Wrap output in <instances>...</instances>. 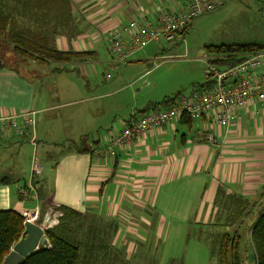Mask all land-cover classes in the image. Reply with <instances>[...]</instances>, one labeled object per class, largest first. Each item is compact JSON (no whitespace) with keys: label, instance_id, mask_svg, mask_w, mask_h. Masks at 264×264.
<instances>
[{"label":"crops","instance_id":"1","mask_svg":"<svg viewBox=\"0 0 264 264\" xmlns=\"http://www.w3.org/2000/svg\"><path fill=\"white\" fill-rule=\"evenodd\" d=\"M187 1L75 0L70 8L73 23L68 26H36L30 19L12 16L9 28L13 26L19 32L30 34L45 47L91 55L63 70L35 59L22 62L21 58L19 62L23 65L17 72L0 69V116L36 112L40 114L37 124L40 126L44 119L42 114L54 112L52 126L62 122L67 142L76 145L72 149L59 150L37 139V133L35 146L32 137L1 139L0 149L10 152L0 156V211L19 214L23 209L38 207L45 214L66 207L84 215L100 216L105 220L103 222L118 223L117 219L125 218L129 224H132V217L138 216L142 218L139 228L124 223L127 227L123 232L126 236L131 232H142L144 236L139 238L144 240L162 238L157 264H200L197 247L188 246L181 251L177 243L182 238L186 239L187 245L196 240L189 239L188 235L178 237L174 242L170 234L182 232L184 224L209 223L215 214L214 201L220 188L246 199L257 198L264 191V102H255L238 110V119L230 126L216 123L212 116L190 123L182 118L145 133L134 144L118 150L115 158H99L93 151L107 143L109 132L118 133L123 122L149 112L140 116L132 114L127 121L121 119L117 123V113L111 114L110 118L104 102L110 94L69 99L70 89L64 88L59 93L65 100L54 104L49 87L56 72L82 76L80 70L92 63L107 64L109 68L111 33L127 26L131 20L139 24L155 23L161 12L182 10ZM13 4L18 8L23 5L26 10L30 7L26 0ZM17 20L33 26H16ZM21 67L25 73L21 72ZM95 70L92 68L94 73ZM117 93L120 90L114 91L113 96ZM62 108L67 110L61 112ZM96 132L97 137L83 145L82 138ZM209 134L214 135V140L209 139ZM39 149L48 162L45 168L40 164V176H33L28 160ZM81 150L87 152L81 153ZM55 153L62 154L53 163ZM30 173L37 199L25 200L19 195V189L27 184ZM117 227L114 247L125 254L135 253L137 248L131 242L125 241L129 246L125 250L118 245L120 229ZM142 245L138 250L147 254Z\"/></svg>","mask_w":264,"mask_h":264},{"label":"rangeland","instance_id":"2","mask_svg":"<svg viewBox=\"0 0 264 264\" xmlns=\"http://www.w3.org/2000/svg\"><path fill=\"white\" fill-rule=\"evenodd\" d=\"M69 2L70 4H75V0H69ZM62 15L64 16L65 14ZM15 25L33 26L24 20L15 21ZM245 44L264 46V0L252 2L246 0H230L218 10L196 18L193 26H191L188 33L185 34L184 39H179L177 42H167L162 40L161 44L152 43L143 50L137 52L130 61L120 63L113 69L107 68V64L105 66L104 64L92 63L91 65H85L80 70V74L83 77L71 72H56L54 74L56 78L51 79V85H49L50 90L53 92L52 103H63L65 96H62L59 91L61 92L64 88L70 89L69 99L77 98L81 95L82 97H85V95L91 96L93 94H110V97L104 100L106 109H108V116L111 118V114L117 113V123H119L121 119L127 121L126 119L131 118L132 114L140 116L155 111L156 109L163 107L165 101H169L180 95H190L195 90L202 88L206 83L204 74V57L207 55L211 56L208 51L209 47ZM1 50L2 49H0V52ZM244 57L245 56L242 58ZM6 61H12V63H14L16 60L13 55H8ZM18 68L19 64L17 65V69ZM92 68H96V73L92 71ZM20 69L22 73H25L23 67ZM108 73L111 75L110 79H107ZM116 90H120V93L113 96V93ZM110 103L113 104V107ZM64 110L67 109L62 108L61 112ZM53 115L54 112L45 115L42 114V118H44L42 120L43 123L36 128L37 139L39 138L43 143L57 147L59 150H67L69 147L70 149L74 148L76 145L72 143L70 144L66 140V128L64 124L62 122L59 123L58 121L59 127L56 125V122L54 123V126H52L51 122L55 121ZM102 118L104 119L105 115L102 116ZM97 133L98 132L88 138L83 137V145H88V141L95 139ZM5 152H7V149H0V156H3ZM9 152L6 154H9ZM61 154L62 153H55L51 162L56 163L58 156ZM35 155L38 159L39 165L41 164V166L45 168L48 159L42 156V150L39 149V152L35 153ZM31 156L28 160L30 171L33 154ZM6 163L9 162L7 161ZM0 178H2L1 175ZM30 181L31 173L29 178L26 179V183L29 184ZM140 208L143 209L142 207ZM59 214L61 213L57 214L56 212H52V215L44 221L45 227L51 229L55 226V222H57L55 219L60 217ZM86 216L88 219H92L87 223V228L92 230L96 228L98 235L95 234V239L99 242L96 247L99 248L101 240H109V235L111 233L110 230H112L110 229V224L105 222L107 228L105 227L104 232V224L102 221L105 220L102 217L90 214H86ZM141 219L142 218L138 216L132 217V224L126 222L125 218H119L116 220L118 222L116 225L118 224L117 226H119L120 229L118 245L122 246L123 250H125L126 247H129L127 245L128 242L135 245L133 246L137 248V250H135L136 252L134 251L135 253L125 254L128 256V260L131 264H157L159 259L158 254L160 253L163 244L162 238H159L158 240H153V238L144 240V238H139L140 235L144 236V234L135 231V233L131 232L130 234H127L130 238L129 239L123 232L127 227V225H125L127 223L130 226L137 225L136 227L139 228L138 226ZM255 220L256 219L253 216L244 220L241 225L242 264H256L254 252L253 249L250 248L247 233L250 225ZM134 222H137V224ZM197 225L184 224L182 225V232L173 231L170 235L174 242L178 237L186 238L188 235L191 240L195 238L196 235L200 238L202 236V239L206 236L210 237L207 233H204L205 235L199 233L200 231L194 228V226ZM197 228H200V226H197ZM84 232L86 231L84 230ZM208 232H213L214 237L221 233V231H218L217 229ZM90 234L92 233L88 234V238L85 237L86 243H91L89 238ZM183 239L184 238L179 241L177 240L181 251H185L188 246L197 247V260L200 264H203V258L204 264H217L216 262L213 263L212 260L210 262L208 248H215L211 246L212 242L205 241L204 244V240L201 241L197 238V242L191 241L187 245L186 239ZM111 241L114 242V239L112 238ZM125 241H127V243ZM78 242L80 241L78 240ZM121 242L122 245L120 244ZM141 245L144 247L147 254L144 253V250H138ZM84 252L86 253V251ZM98 253L102 254V251H99Z\"/></svg>","mask_w":264,"mask_h":264},{"label":"trees","instance_id":"3","mask_svg":"<svg viewBox=\"0 0 264 264\" xmlns=\"http://www.w3.org/2000/svg\"><path fill=\"white\" fill-rule=\"evenodd\" d=\"M17 1L19 0H0V49H2L0 69L8 68L17 72L15 67L18 64L20 67L25 59H35L43 64L54 65L56 70H63L68 65L76 64L91 55L85 52L57 51L45 47L39 41L36 42L30 34L17 31L16 27L9 28L12 16L30 19L36 26L41 24L68 26L71 22L73 23L70 17L69 0H26L30 4L28 10L23 5L21 8L15 6L13 3L17 4ZM208 49L210 55L216 58L214 64L218 66H232L243 60V56L264 53V46L257 44L220 45ZM8 55H13L16 61L7 62ZM20 58L22 62H19ZM204 87L205 84L200 89ZM178 97L165 101L163 108ZM183 120L187 123L192 122V119L186 115ZM86 152L87 150H81V153ZM263 197L264 192H260L257 198L246 199L240 195L227 193L224 188H220L214 201V217L207 224H198L200 228L194 227L202 235L207 233L211 238L206 236L202 239V236L200 238L196 235L192 240L197 241L198 238L204 242H212L211 246L215 248L209 251L213 263L242 264L240 229L244 220L254 216L256 220L247 232L248 241L250 248L253 249L256 264H264ZM60 209L63 211V216L59 218L56 226L46 232L49 247L30 254L21 264H131L125 253L116 249L114 242L111 241L118 231L115 222H106L112 229L109 240H101L100 247L97 248L96 245L99 242L95 239V234L98 235L96 228L94 230L87 228V223L92 219H88L86 214L77 213L66 207H60ZM106 223L103 222L104 232L105 227L107 228ZM216 229L221 233L215 237L213 232H208ZM24 230V219L17 212L0 211V264H3L5 257L21 239ZM89 233H92L91 237L89 236L91 243H86L85 239L88 238ZM99 251H102V254H99Z\"/></svg>","mask_w":264,"mask_h":264},{"label":"built area","instance_id":"4","mask_svg":"<svg viewBox=\"0 0 264 264\" xmlns=\"http://www.w3.org/2000/svg\"><path fill=\"white\" fill-rule=\"evenodd\" d=\"M230 0H188L184 9L161 12L155 23L139 24L131 20L127 26L111 33L109 38L110 69L124 63L132 55L143 50L152 43L177 42L184 39L193 21L205 14L223 7ZM232 66L214 64L215 57L205 56V78L203 89H197L190 95H180L166 108L149 112L141 117H133L123 122L118 133H108L107 143L94 149L93 154L99 158H115L117 151L127 145L134 144L145 133L161 128L182 119L185 115L192 120L212 116L216 123L230 126L238 119L237 111L247 108L255 102H264V53L247 55ZM111 75L107 74V79ZM40 120L39 113H9L0 116V140L8 136L32 137L35 146L36 126ZM214 140V135L209 134ZM31 172L33 176L41 175V167L36 155L32 158ZM19 195L25 199H37V192L32 180L19 189ZM35 209H23L19 215L24 223L38 224L45 231L44 221L52 215ZM59 214L62 217V212ZM59 217V218H60ZM59 218L55 219V226ZM25 225V224H24ZM54 227V226H53ZM52 227V228H53ZM46 237V235H45ZM49 247L47 243L43 248Z\"/></svg>","mask_w":264,"mask_h":264},{"label":"water","instance_id":"5","mask_svg":"<svg viewBox=\"0 0 264 264\" xmlns=\"http://www.w3.org/2000/svg\"><path fill=\"white\" fill-rule=\"evenodd\" d=\"M24 227L21 239L5 257L3 264H21L30 254L39 251L48 243L45 231L40 225L26 222Z\"/></svg>","mask_w":264,"mask_h":264}]
</instances>
